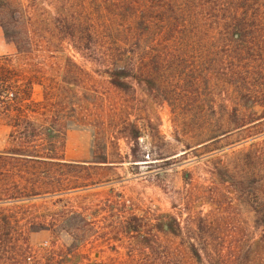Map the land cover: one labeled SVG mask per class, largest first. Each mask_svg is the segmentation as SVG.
<instances>
[{
	"label": "trees",
	"instance_id": "1",
	"mask_svg": "<svg viewBox=\"0 0 264 264\" xmlns=\"http://www.w3.org/2000/svg\"><path fill=\"white\" fill-rule=\"evenodd\" d=\"M91 1L87 7L84 0H0V28L17 49L16 57H0V124L9 129V144L0 151V264L261 262L264 252L258 238L246 255L231 245L202 250L191 239L183 249L174 241L186 237L177 217L155 212L139 216L121 196L93 208L74 206L72 195L100 181L86 180L84 173L115 162H109L106 136L100 132L92 162L65 159L67 131L82 127L88 118L82 110L89 106L74 94L70 82L84 70L67 56L60 69L66 74L63 80L47 78L34 57L42 50L53 57L61 40V47L65 43L83 50L82 57L96 68L91 72L105 76L117 93L135 92L140 85L153 92L163 79L184 76L186 48L197 44L202 83L196 87L203 99L214 102L216 95V105L248 109L234 111L233 122L217 128L206 141L247 134L251 143L243 158L249 165V207L254 227L264 234V0ZM37 86L43 93L40 101L33 99ZM172 87V93L181 92ZM91 91L95 107L102 108L97 90ZM131 126L129 137L138 144L140 131ZM130 156L138 162L135 146ZM65 171L74 179H66ZM37 200L44 202L42 208L32 204ZM115 210L120 221L111 223L109 233L124 239L127 253L94 262L92 253L112 247V240L101 242V221L90 217ZM42 232L49 240L33 245L32 235ZM62 236L69 237L70 244L63 245Z\"/></svg>",
	"mask_w": 264,
	"mask_h": 264
},
{
	"label": "rangeland",
	"instance_id": "2",
	"mask_svg": "<svg viewBox=\"0 0 264 264\" xmlns=\"http://www.w3.org/2000/svg\"><path fill=\"white\" fill-rule=\"evenodd\" d=\"M84 2L87 7L93 5L91 0ZM62 42L58 41L59 48L55 50L60 51L53 57L42 50L34 61L43 64L47 78L55 76L58 80L66 75L60 69L66 66L67 56L84 70L72 75L70 82L74 85V94L89 106L82 110L88 118L82 127L67 131L65 159L92 162L97 152L95 138L100 132L106 136L109 162H115L106 167H92L84 173L86 180L100 181L72 195L73 205L93 208L121 196L139 216L148 217L155 212L177 217L185 228L186 237L174 241L180 242L183 249L191 239L202 250L216 251V248L231 245L241 248L240 253L246 255L250 244L258 238L264 252V234L254 227V215L249 207V165L243 153L248 151L250 139H245L247 134L235 133L221 140L206 141L211 134H216L217 128H227L233 122L234 111L248 112V109L231 108L232 104L229 108L216 105V95L214 102L203 99L204 93L196 87L198 82L202 83L198 79L200 47L190 44L186 48L184 76L163 79L158 82L161 88L155 87L153 92L140 85L135 92L122 94L109 86L105 76L91 72L96 68L82 57L83 50L71 49L65 43L61 47ZM2 56L16 57L17 49L0 28ZM51 66L55 68L52 70ZM85 71L91 76L85 75ZM172 85L181 92L172 93ZM94 88L102 108L94 105L95 100L90 95ZM42 94V89L35 87L33 99L42 100ZM75 102L76 97H73ZM131 124L140 131L138 144L129 137ZM8 135L9 129L0 124V151L7 148ZM132 146L136 149V163L130 156ZM65 173L66 179H74V174ZM43 203L37 200L32 204L42 208ZM90 218L101 221L104 228L99 238L101 242L112 240V247L92 253V261L125 256L128 248L124 239L118 241L116 235L109 233L111 223L120 221L119 212H105ZM31 239L32 244L38 246L48 241L49 235L37 233ZM61 243L70 244L69 237L62 236ZM260 259L261 262L255 264L264 262V254Z\"/></svg>",
	"mask_w": 264,
	"mask_h": 264
}]
</instances>
